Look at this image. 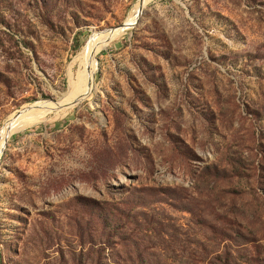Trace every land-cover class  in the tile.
Listing matches in <instances>:
<instances>
[{
    "label": "rangeland",
    "instance_id": "rangeland-1",
    "mask_svg": "<svg viewBox=\"0 0 264 264\" xmlns=\"http://www.w3.org/2000/svg\"><path fill=\"white\" fill-rule=\"evenodd\" d=\"M41 107L0 156V264H264V0H0V131Z\"/></svg>",
    "mask_w": 264,
    "mask_h": 264
},
{
    "label": "bare ground",
    "instance_id": "bare-ground-1",
    "mask_svg": "<svg viewBox=\"0 0 264 264\" xmlns=\"http://www.w3.org/2000/svg\"><path fill=\"white\" fill-rule=\"evenodd\" d=\"M146 1L149 0H144V2ZM138 13L139 6H137V9H135V12H133V16L130 18L131 23L137 20ZM118 29L119 31L106 32L101 35L94 36L91 41L86 46H84L81 52H79V54L75 57L74 63L78 64L80 71L78 72L77 77L76 74L72 72V70L69 72V87L71 90L74 91V95L70 97L71 102L80 99L86 95L91 85V76L96 70L97 55L101 51V49L109 43V41H111L115 36L120 35L125 30L124 28ZM45 111L46 109L43 108L42 110H40L39 113L36 114H32L33 112L25 114L22 113V115L16 116L9 120L0 131V156L11 132L13 130L21 129L26 125H31L32 123H35L40 117V115Z\"/></svg>",
    "mask_w": 264,
    "mask_h": 264
},
{
    "label": "water",
    "instance_id": "water-1",
    "mask_svg": "<svg viewBox=\"0 0 264 264\" xmlns=\"http://www.w3.org/2000/svg\"><path fill=\"white\" fill-rule=\"evenodd\" d=\"M141 12V11H140ZM139 12V13H140ZM132 25H134V24H127V23H123V24H121V25H119L118 27H115V28H127V27H130V26H132ZM114 29V28H113Z\"/></svg>",
    "mask_w": 264,
    "mask_h": 264
}]
</instances>
